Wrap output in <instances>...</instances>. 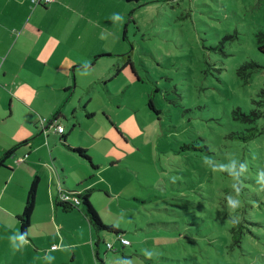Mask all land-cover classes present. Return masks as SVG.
I'll list each match as a JSON object with an SVG mask.
<instances>
[{
	"label": "rangeland",
	"instance_id": "1",
	"mask_svg": "<svg viewBox=\"0 0 264 264\" xmlns=\"http://www.w3.org/2000/svg\"><path fill=\"white\" fill-rule=\"evenodd\" d=\"M66 1L80 11L72 15L77 39L60 107H77L88 135L77 137L76 148L89 147L98 170L64 150L53 157L74 191L73 166L88 170L93 207L130 244L124 248L114 234L96 233L77 214H71L73 225L54 227L31 218L28 239L17 238L13 218L0 226V264H100L97 241L103 264H264V122L251 141L229 138L247 130L232 111L255 108L264 88V55L257 50L264 0ZM38 14L35 23L49 26L52 13ZM127 56L135 76L130 67L122 71ZM245 62L263 67L246 85L237 75ZM149 97L158 116L148 110ZM79 98L90 101L87 111ZM63 126L68 133L70 126ZM190 143L197 151L180 152ZM113 160L121 163L113 168ZM6 219L0 208V222ZM234 225L246 234L235 245ZM107 244L114 251L106 252Z\"/></svg>",
	"mask_w": 264,
	"mask_h": 264
},
{
	"label": "crops",
	"instance_id": "2",
	"mask_svg": "<svg viewBox=\"0 0 264 264\" xmlns=\"http://www.w3.org/2000/svg\"><path fill=\"white\" fill-rule=\"evenodd\" d=\"M49 1L44 4L46 8L43 10L38 8L43 4L31 9L27 0H0V158L14 147L30 141L18 147L14 155L6 162V167L0 169V173L4 174L2 176L4 186L0 187V208L7 213V219L0 222L3 228L6 222L13 221V218L16 219L21 214L27 191L36 176L40 181L32 222H38L45 227L49 225L54 227L56 222L73 225L76 219L71 214L85 217L81 211L74 210L64 214L56 208L55 203L60 188L74 190L66 184L63 165L61 164L63 176L60 177L55 166L52 162L50 163V160L54 158L53 151L56 149L70 154L61 146L62 137L69 146L76 148L81 147L75 143L77 137L88 135L81 121L76 117L77 107L72 105V109L67 111L60 107L66 97L65 93L70 89L67 83V78L71 76L68 68L73 63H70L68 56L74 50L73 38L77 39L76 29L71 26L72 15L80 11V8L72 1ZM80 2L83 0H76L77 4ZM38 11L52 13L49 26L48 22L39 25L35 23L33 17L39 15ZM62 23L64 27L59 30ZM98 24L99 22L97 26ZM97 30L100 31L98 27ZM60 31L63 34L62 38L59 37ZM86 41L87 39L84 43ZM59 43L68 46L63 44V48L58 52L56 47ZM74 67L78 69L77 65ZM73 96L74 93L71 92L69 97L72 99ZM79 102V108H86L85 111H87L90 101L79 98ZM53 120L56 122L54 124L63 128L64 122L70 128L73 125L75 128L72 132L69 129L68 133L64 128V133L60 136L54 131ZM77 128L78 130L74 133ZM86 150H89V147H86ZM44 151L47 156H44ZM120 163L113 160L110 165L116 168ZM73 169L77 180L74 184L77 186L75 191L96 189L90 187L89 183L92 180L88 179V170L80 168L76 172L75 165ZM62 177L64 185L61 186ZM82 223L86 225L85 220H82ZM67 228V231L72 232L71 227ZM61 234L64 233L61 231ZM17 238L23 237L17 236ZM52 247L53 245L45 249L53 252Z\"/></svg>",
	"mask_w": 264,
	"mask_h": 264
},
{
	"label": "trees",
	"instance_id": "3",
	"mask_svg": "<svg viewBox=\"0 0 264 264\" xmlns=\"http://www.w3.org/2000/svg\"><path fill=\"white\" fill-rule=\"evenodd\" d=\"M30 4L32 5V7H35L31 2H30ZM42 7H43V9H45L46 5H42ZM257 37H258L257 50H258V52H260L261 54L264 55V33H262V32L259 33ZM104 56H107V55H104ZM127 67H130L129 69H130L131 74H133L135 76V72L133 70V66L131 64V60L129 59V56H127V61H125L124 66L122 67V71L127 70L126 69ZM262 68H263L262 66H260L256 63L245 62L243 65H241L239 67V69L237 71L238 78H240L243 81L244 85L249 84L253 74L254 73H261ZM120 72H121V69L117 68L114 75L116 76ZM130 79L133 80L132 77ZM105 84L107 85V82ZM258 95L260 96L259 101L253 100V103L256 105L255 108L250 109L247 112V111H244L242 108L237 107L236 109H234L232 111V115H231L232 119L234 121L238 122L239 126L247 127L246 128L247 130L244 132L231 133L229 136V138L231 140H240L243 142H248V141H251L254 138L258 137L259 135H261V131L259 130V127L257 125H258L259 121L264 122V88L260 90ZM147 107H148V110L152 114H155L157 116L159 115L160 111L155 108L151 97H149V99H148ZM85 109H84V111H85ZM105 117H106V119H109L106 115H105ZM86 118L92 119L93 114L90 112H87ZM251 125L253 127H250ZM74 128H75V126L73 125L70 128V131L72 132L74 130ZM56 133L61 136L64 133V128H63V133H61V134L58 132H56ZM29 142L30 141H26V142L22 143L21 145H26ZM60 143H61V146H63L64 149H67L74 158H76L78 160H84L95 171L98 169L97 166L92 164L91 159H90L86 150L69 146L64 137H62V139L60 140ZM21 145L16 146L13 149L7 151L3 155V157L0 158V169L6 167V162L14 155V152ZM182 151L195 152V151H197V148L193 143L184 144L180 149V152H182ZM51 162H52V165L55 166L59 176L60 177L63 176L61 163L54 158L51 159ZM39 181L40 180H39L38 176L33 178L32 182L29 186V189L27 191V194H26V199H25L23 210H22L21 214L16 217V220L18 221V226H19V233L23 238H26V239H28V231H29L30 226H31V218H32V215H33V212L35 209L36 196H37ZM62 185H64L63 177H62L61 186ZM95 190L96 189H94V188H89V189L83 190L82 192H78V191L65 190L64 187H62V188H60L58 197L56 199V203H55L56 208L59 209L60 211H62L64 214L71 213L74 210L83 212L88 223H89V225L91 226V228L96 233L107 232V233L114 234L116 236V241L119 242V244L125 248L130 243L124 238L123 232H121L120 229H118L117 227L105 225L102 222L98 212L93 207V205L91 203V198H92V195L95 192ZM62 195H65L70 199L75 198V199H77L78 203L74 204L70 201H62L60 199V196H62ZM79 206H82V210L79 209ZM229 232H230L229 234L232 238L233 245L239 244L240 238H246V234H245L244 228H242V226L234 225L231 227ZM123 241H127L128 244H124ZM98 246H99V241H97L95 243V249H94L95 250V253H94L95 258H96V260H98L100 262V264H103V261L99 257ZM106 249H107L106 252L107 251H110V252L114 251L113 246L110 244L106 245ZM104 255L106 256V253Z\"/></svg>",
	"mask_w": 264,
	"mask_h": 264
},
{
	"label": "built area",
	"instance_id": "4",
	"mask_svg": "<svg viewBox=\"0 0 264 264\" xmlns=\"http://www.w3.org/2000/svg\"><path fill=\"white\" fill-rule=\"evenodd\" d=\"M28 1H30L33 5H39V4H42L43 2H44V3H45V2H48V0H28ZM53 128H54V131H55V132H58V133H60V134L63 133V128H62V126H59V125L54 126V125H53ZM60 199H61L62 201H70V202H72V203H74V204H77V203H78L77 199H75V198L70 199V198H68V197L65 196V195L60 196ZM123 243H124V244H128L127 241H123Z\"/></svg>",
	"mask_w": 264,
	"mask_h": 264
},
{
	"label": "bare ground",
	"instance_id": "5",
	"mask_svg": "<svg viewBox=\"0 0 264 264\" xmlns=\"http://www.w3.org/2000/svg\"><path fill=\"white\" fill-rule=\"evenodd\" d=\"M48 2H50V1L48 0ZM48 2H45V3L43 2L42 4L44 5V4H47ZM39 5H40V4H39ZM34 6H38V5H34Z\"/></svg>",
	"mask_w": 264,
	"mask_h": 264
},
{
	"label": "clouds",
	"instance_id": "6",
	"mask_svg": "<svg viewBox=\"0 0 264 264\" xmlns=\"http://www.w3.org/2000/svg\"><path fill=\"white\" fill-rule=\"evenodd\" d=\"M53 122H55V120L52 121V125L56 126V124H53Z\"/></svg>",
	"mask_w": 264,
	"mask_h": 264
},
{
	"label": "water",
	"instance_id": "7",
	"mask_svg": "<svg viewBox=\"0 0 264 264\" xmlns=\"http://www.w3.org/2000/svg\"><path fill=\"white\" fill-rule=\"evenodd\" d=\"M135 1H137V0H135ZM54 123H56V122H53V124H54Z\"/></svg>",
	"mask_w": 264,
	"mask_h": 264
}]
</instances>
